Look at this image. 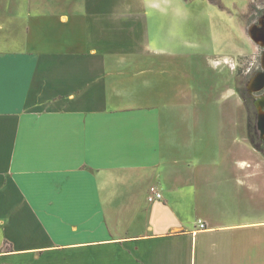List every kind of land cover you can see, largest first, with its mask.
Here are the masks:
<instances>
[{
    "label": "crops",
    "instance_id": "obj_1",
    "mask_svg": "<svg viewBox=\"0 0 264 264\" xmlns=\"http://www.w3.org/2000/svg\"><path fill=\"white\" fill-rule=\"evenodd\" d=\"M198 29L184 0H0V264H264L246 123L219 156L177 129Z\"/></svg>",
    "mask_w": 264,
    "mask_h": 264
},
{
    "label": "rangeland",
    "instance_id": "obj_2",
    "mask_svg": "<svg viewBox=\"0 0 264 264\" xmlns=\"http://www.w3.org/2000/svg\"><path fill=\"white\" fill-rule=\"evenodd\" d=\"M184 3L199 16L197 44L189 49V56L168 65L182 72L183 97L191 98L176 114H181L184 120L197 119L200 124L196 127L194 122L182 123L177 129L186 145L196 137L192 151L198 149L200 156H219L226 145L233 147L223 130L230 124L233 135V129L239 127L233 123L237 122L241 126L237 134L242 145L245 122V149L248 157L255 160L259 156L249 140L248 112L240 92L253 102L264 99V0H184ZM207 53L220 60L226 55L231 59L229 70L211 69ZM259 104L260 109L264 108V103ZM259 136L264 142L260 131Z\"/></svg>",
    "mask_w": 264,
    "mask_h": 264
},
{
    "label": "trees",
    "instance_id": "obj_3",
    "mask_svg": "<svg viewBox=\"0 0 264 264\" xmlns=\"http://www.w3.org/2000/svg\"><path fill=\"white\" fill-rule=\"evenodd\" d=\"M240 94L245 102L248 112V135L250 143L254 149L262 153L264 156V142L260 138L258 130V114L252 104V99L248 98L245 93L240 92ZM252 109L254 110L253 112Z\"/></svg>",
    "mask_w": 264,
    "mask_h": 264
},
{
    "label": "built area",
    "instance_id": "obj_4",
    "mask_svg": "<svg viewBox=\"0 0 264 264\" xmlns=\"http://www.w3.org/2000/svg\"><path fill=\"white\" fill-rule=\"evenodd\" d=\"M163 195L162 193H160V191H158V189H156L155 187H152L150 190V197H149V201L150 202H155V201H159L162 200ZM198 226L200 229H204L205 228V224L203 221H198Z\"/></svg>",
    "mask_w": 264,
    "mask_h": 264
},
{
    "label": "water",
    "instance_id": "obj_5",
    "mask_svg": "<svg viewBox=\"0 0 264 264\" xmlns=\"http://www.w3.org/2000/svg\"><path fill=\"white\" fill-rule=\"evenodd\" d=\"M264 109V108H263ZM259 108L258 130L264 138V110Z\"/></svg>",
    "mask_w": 264,
    "mask_h": 264
},
{
    "label": "flooded vegetation",
    "instance_id": "obj_6",
    "mask_svg": "<svg viewBox=\"0 0 264 264\" xmlns=\"http://www.w3.org/2000/svg\"><path fill=\"white\" fill-rule=\"evenodd\" d=\"M259 103H262V105H263L264 99L263 100H257V101H254V102H253V99H252V104H253V106H254V108L256 110V113L258 114V119H259V105H260Z\"/></svg>",
    "mask_w": 264,
    "mask_h": 264
},
{
    "label": "bare ground",
    "instance_id": "obj_7",
    "mask_svg": "<svg viewBox=\"0 0 264 264\" xmlns=\"http://www.w3.org/2000/svg\"><path fill=\"white\" fill-rule=\"evenodd\" d=\"M262 109H263V107H262ZM264 110V109H263Z\"/></svg>",
    "mask_w": 264,
    "mask_h": 264
}]
</instances>
